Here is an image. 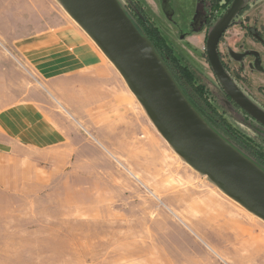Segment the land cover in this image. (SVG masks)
I'll return each instance as SVG.
<instances>
[{
  "label": "rangeland",
  "instance_id": "obj_1",
  "mask_svg": "<svg viewBox=\"0 0 264 264\" xmlns=\"http://www.w3.org/2000/svg\"><path fill=\"white\" fill-rule=\"evenodd\" d=\"M118 1L139 9L134 0ZM250 1L243 0L238 18L264 22V0L247 8ZM138 2L176 56L194 66L197 85L212 87L211 110L264 151V131L243 126L220 99L204 56L203 37L227 8L213 1L211 26L189 32L202 0H166L170 15L162 0ZM47 3L89 38L60 0ZM20 4L0 0V114L33 102L50 124L12 136L0 124V264H264V221L177 154L108 59L117 83L103 96L123 100L125 122L89 105L100 95L75 82L82 76L70 75L73 61L44 67L23 58L11 42L26 33ZM241 36L237 25L230 27L220 47L236 51ZM39 135L47 145L33 142Z\"/></svg>",
  "mask_w": 264,
  "mask_h": 264
},
{
  "label": "water",
  "instance_id": "obj_2",
  "mask_svg": "<svg viewBox=\"0 0 264 264\" xmlns=\"http://www.w3.org/2000/svg\"><path fill=\"white\" fill-rule=\"evenodd\" d=\"M73 19L112 63L165 140L189 166L226 196L264 221V169L216 132L181 92L147 39L118 0H60ZM167 14L166 0H162ZM233 0L206 41L210 65L227 94L264 125V113L230 82L217 43L240 10Z\"/></svg>",
  "mask_w": 264,
  "mask_h": 264
},
{
  "label": "crops",
  "instance_id": "obj_3",
  "mask_svg": "<svg viewBox=\"0 0 264 264\" xmlns=\"http://www.w3.org/2000/svg\"><path fill=\"white\" fill-rule=\"evenodd\" d=\"M19 8L24 12L21 18L26 33L12 37L11 42L23 54V58L32 64L44 67L60 59L73 61L74 71L70 75L82 76L75 82L79 81L85 85V90H96L100 95L97 102L93 98L94 103L89 105L101 108L100 114L103 117L108 116L109 120L120 118L125 122L126 107L123 105V100H109L110 98L103 96L107 92L106 88H110L112 80L117 83V77L111 72L110 62L92 40L69 21L65 20V23H62L63 20L48 5L47 0H21ZM122 93L124 94V90ZM37 104L23 102L10 106L0 114V124H4V129L11 136L15 135L16 131L28 130L31 126L38 131H47V123H50L45 115L46 112ZM51 136L54 141L56 136L52 134ZM20 137L30 139L25 133ZM40 137L39 141L33 142L42 146L47 145L45 135ZM27 173L28 170L25 176Z\"/></svg>",
  "mask_w": 264,
  "mask_h": 264
},
{
  "label": "flooded vegetation",
  "instance_id": "obj_4",
  "mask_svg": "<svg viewBox=\"0 0 264 264\" xmlns=\"http://www.w3.org/2000/svg\"><path fill=\"white\" fill-rule=\"evenodd\" d=\"M212 0H202L201 5V11L193 22L190 23V30L189 32H196L198 30H201L205 25L208 27L211 26V23L214 21V11L215 5L211 3ZM233 1V0H232ZM231 2H226L225 0L218 1L219 8H228L231 5ZM258 0H252L249 3H247L248 7H252L253 4L256 3ZM163 4V2H162ZM245 5V3H244ZM212 7H214L212 9ZM246 6H241L240 10L237 12L233 20L231 21V24L225 29L223 34L221 35L216 51L218 58L220 60V63L232 83V85L255 107H257L259 110H261L264 113V22L257 20H252V22H249L244 19L238 18V16L241 15V12L245 9ZM163 9V8H162ZM169 10V7H168ZM170 11V10H169ZM225 11V12H226ZM128 12L131 16L136 17L135 13L131 10V8H128ZM224 12V13H225ZM172 11L168 12V15H170ZM219 21V20H218ZM156 25V24H155ZM237 25L238 28L242 32L241 38H239L238 47L236 51L232 52L230 49H223L220 47L221 43L223 42V38L228 31V29L232 26ZM160 32V31H159ZM188 32V33H189ZM161 34V33H160ZM208 34L204 35L203 39L205 41V47L204 49V56L206 59V63L208 64V67L214 76V79H216L218 82V91H220L223 95V98H220L221 100H226L227 103H229L233 110V114L238 117L240 114L239 121L243 124L245 127L252 128L253 125H256L257 128L262 129L264 131V125L260 123L258 120L253 118L251 115H249L243 108H241L235 101L232 100V98L227 94L225 89L223 88L221 82L219 81L218 77L214 73L210 62L208 61L207 54H206V41H207ZM185 36L182 37L181 40H184ZM166 41V40H165ZM168 43V42H166ZM168 45L172 49L173 56L179 60L183 65L187 66L189 70L191 71L194 76L196 75V70H194V66H191L190 62L187 60H184L182 58H179L176 56L173 47L168 43ZM190 63V64H189ZM202 73H199V76H201ZM195 81V80H194ZM199 82H195L194 85H197ZM187 87L194 92L192 88H194L190 83L186 84ZM206 86V85H205ZM208 87V86H206ZM212 87L208 88H202V98L204 100H210V92ZM200 89H198L199 91ZM197 91L195 95L200 98V94ZM190 93V91L188 92ZM220 94V93H219ZM218 94V95H219ZM221 95V94H220ZM219 95V96H220ZM211 102V100H210ZM209 102V103H210ZM212 104V103H211ZM211 104L206 103L204 105L206 108L209 107V113L205 110L203 113L205 114L206 118L213 122L215 125V129L224 137L226 138L234 147H236L238 150H240L242 153H244L246 156H248L251 160H253L255 163L260 165L262 168H264V151L260 150L259 147H256L253 143V138L251 141L245 135L241 130H239L237 127L230 125L231 122H228V120L225 118L223 112H217L211 110ZM239 113H237V112ZM242 120L244 122H242ZM249 124H247V123ZM256 136H261L263 132L254 130Z\"/></svg>",
  "mask_w": 264,
  "mask_h": 264
},
{
  "label": "trees",
  "instance_id": "obj_5",
  "mask_svg": "<svg viewBox=\"0 0 264 264\" xmlns=\"http://www.w3.org/2000/svg\"><path fill=\"white\" fill-rule=\"evenodd\" d=\"M213 1H220V0H212ZM226 2H231L232 0H225ZM135 5L139 7L138 10L132 9L135 13L136 17L130 15L127 9H125L126 14L129 16L137 30L143 35L147 41L152 46L153 50L159 56L161 61L163 62L166 69L171 74L172 78L176 82L177 86L181 90V92L185 95L187 100L191 103V105L195 108V110L204 118V120L216 131L215 124L209 121L205 114L203 113L205 110L209 113V107H205L206 103L210 104L208 100H204L202 98V87L200 85H194L195 81L193 79V75L189 68L183 64H181L177 58L173 56L172 49L166 43L163 36L160 34L158 27L152 21V19L148 16V14L144 11L143 6L138 2V0H134ZM225 14V13H224ZM223 14V15H224ZM222 15V16H223ZM187 83H190L194 88L191 91L187 87ZM198 89H200L198 91ZM190 91V93H188ZM197 91L200 94V98H198L195 93ZM203 111V112H202ZM219 133V132H218ZM220 134V133H219ZM221 135V134H220ZM222 136V135H221ZM223 137V136H222ZM226 139V138H225ZM227 140V139H226ZM228 141V140H227ZM244 154V153H243ZM248 157V156H247ZM260 166V165H259ZM264 169V168H263Z\"/></svg>",
  "mask_w": 264,
  "mask_h": 264
}]
</instances>
